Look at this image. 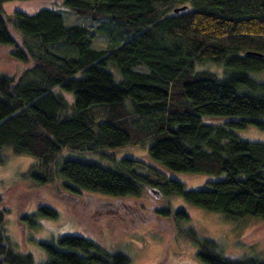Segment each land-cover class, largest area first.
<instances>
[{
	"label": "trees",
	"instance_id": "obj_1",
	"mask_svg": "<svg viewBox=\"0 0 264 264\" xmlns=\"http://www.w3.org/2000/svg\"><path fill=\"white\" fill-rule=\"evenodd\" d=\"M7 1L26 0H0V45L23 64L0 74V162L4 149L28 155L24 178L72 196L138 197L148 188L230 219H264V142L231 131L264 128V81L252 77L264 70V0H59L81 20L69 25L47 8L7 16ZM124 147H145L149 162L115 159L111 151ZM161 170L214 179L186 190ZM4 212L0 264H34L3 243ZM155 213L185 220L181 210ZM32 216L57 213L39 206ZM191 230L202 264H264L223 256ZM39 245L41 264L130 263L77 234Z\"/></svg>",
	"mask_w": 264,
	"mask_h": 264
},
{
	"label": "rangeland",
	"instance_id": "obj_2",
	"mask_svg": "<svg viewBox=\"0 0 264 264\" xmlns=\"http://www.w3.org/2000/svg\"><path fill=\"white\" fill-rule=\"evenodd\" d=\"M43 8L58 11L65 25L81 21L64 9L59 0L7 1L1 5L7 16L14 10L32 13ZM13 37L18 40L14 32ZM94 41L99 47L104 44L101 37ZM11 51L10 46L0 45V74L16 75L23 67L21 62L11 58ZM213 69L218 67L213 66ZM252 77L264 81V70ZM231 131L240 139L264 142V128L249 124ZM144 148H117L111 154L115 159L128 156L149 162ZM1 151L5 157L0 162V208L5 209L3 243L17 252L29 253L34 264H41L45 258L39 243L56 244L61 236L73 234L90 238L108 253H124L129 264H202L196 258L198 246L188 233L190 229L197 238L215 242L223 256L254 257L264 261V219H230L194 206L178 195L164 197L157 190L148 188L138 197L116 198L86 192L75 196L64 194L57 183L37 185L22 176L34 162L32 157L14 155L9 149ZM136 170L151 174L142 166H137ZM161 171L167 178L182 182L186 190L206 188L208 180L214 179L199 174ZM39 206L53 208L56 218H33L32 213ZM161 208H169L172 213L181 210L185 220L175 223L171 216L155 213ZM20 216L27 220L22 222Z\"/></svg>",
	"mask_w": 264,
	"mask_h": 264
},
{
	"label": "water",
	"instance_id": "obj_3",
	"mask_svg": "<svg viewBox=\"0 0 264 264\" xmlns=\"http://www.w3.org/2000/svg\"><path fill=\"white\" fill-rule=\"evenodd\" d=\"M184 9H186V6H181V7L174 8L173 11L174 12H178V11L184 10Z\"/></svg>",
	"mask_w": 264,
	"mask_h": 264
}]
</instances>
